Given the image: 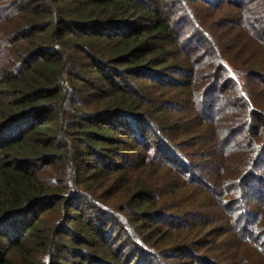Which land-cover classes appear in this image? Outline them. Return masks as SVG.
<instances>
[{
    "label": "trees",
    "instance_id": "obj_1",
    "mask_svg": "<svg viewBox=\"0 0 264 264\" xmlns=\"http://www.w3.org/2000/svg\"><path fill=\"white\" fill-rule=\"evenodd\" d=\"M0 264H264V0H0Z\"/></svg>",
    "mask_w": 264,
    "mask_h": 264
}]
</instances>
